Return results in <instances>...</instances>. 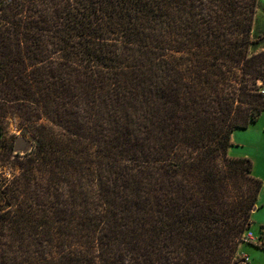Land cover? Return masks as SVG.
I'll list each match as a JSON object with an SVG mask.
<instances>
[{
	"label": "trees",
	"instance_id": "16d2710c",
	"mask_svg": "<svg viewBox=\"0 0 264 264\" xmlns=\"http://www.w3.org/2000/svg\"><path fill=\"white\" fill-rule=\"evenodd\" d=\"M258 2L0 0V264L236 261L263 183L230 154L264 114Z\"/></svg>",
	"mask_w": 264,
	"mask_h": 264
},
{
	"label": "rangeland",
	"instance_id": "374dc122",
	"mask_svg": "<svg viewBox=\"0 0 264 264\" xmlns=\"http://www.w3.org/2000/svg\"><path fill=\"white\" fill-rule=\"evenodd\" d=\"M252 36L255 39V42L252 45L251 50L258 51L263 49L264 0H259L257 8L255 9V21L253 24ZM15 128V123L12 122L9 131L4 133L6 138L10 136L11 133L17 131ZM18 138L24 139L22 134H20ZM232 141L234 142V145L230 150V154L250 158L254 163L253 173L263 181L260 198H258V205H260L261 208L255 215V219L260 224L261 221H264V114L256 122L251 123L247 129H236L234 134H232ZM27 145L28 142L26 141L22 150L26 149ZM261 225L262 224H260L259 227ZM245 249L253 257V262H251V264H264V249L250 245L245 246Z\"/></svg>",
	"mask_w": 264,
	"mask_h": 264
},
{
	"label": "crops",
	"instance_id": "0c3cea01",
	"mask_svg": "<svg viewBox=\"0 0 264 264\" xmlns=\"http://www.w3.org/2000/svg\"><path fill=\"white\" fill-rule=\"evenodd\" d=\"M260 208L261 207H260V205H258V201H257V204L254 208V213L252 214V218L254 221H253L252 228H251L253 235L257 238L264 237V223H263L264 221H261L260 224H262V225L259 227L260 224L255 219V215L259 212ZM247 245L255 246V247L260 248V249H264V248L257 245V243L250 242V241H244L241 245H239L238 256L247 257L248 261L246 264H251V262H253V257L248 251H246L245 246H247Z\"/></svg>",
	"mask_w": 264,
	"mask_h": 264
},
{
	"label": "built area",
	"instance_id": "2783aa9c",
	"mask_svg": "<svg viewBox=\"0 0 264 264\" xmlns=\"http://www.w3.org/2000/svg\"><path fill=\"white\" fill-rule=\"evenodd\" d=\"M244 237H245L246 241L257 243V245H259L260 247L264 248V237H260V238L255 237L253 235L251 229L247 230L244 233ZM247 261H248L247 257L238 256L236 261H234L233 264H246Z\"/></svg>",
	"mask_w": 264,
	"mask_h": 264
},
{
	"label": "water",
	"instance_id": "95a60500",
	"mask_svg": "<svg viewBox=\"0 0 264 264\" xmlns=\"http://www.w3.org/2000/svg\"><path fill=\"white\" fill-rule=\"evenodd\" d=\"M26 143V140L22 139V138H17L15 144H14V148L15 150H19V149H23L24 145Z\"/></svg>",
	"mask_w": 264,
	"mask_h": 264
}]
</instances>
